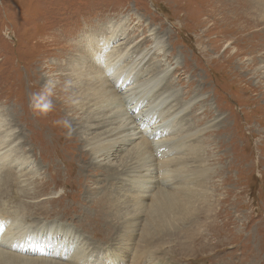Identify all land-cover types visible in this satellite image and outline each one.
Instances as JSON below:
<instances>
[{
  "label": "rangeland",
  "instance_id": "374dc122",
  "mask_svg": "<svg viewBox=\"0 0 264 264\" xmlns=\"http://www.w3.org/2000/svg\"><path fill=\"white\" fill-rule=\"evenodd\" d=\"M229 3L0 0V134L8 136L3 147L11 158H28L16 168L13 186L0 191V206L11 221L4 220L30 224L15 226L19 234L13 235L58 247L64 238H75V246L65 245L83 255L77 264H264V77L258 63L248 67V60L262 57L249 52L246 40L232 44L243 21L230 19ZM111 25L122 29L112 48L123 56L103 51L100 66L109 57L110 69L129 76L138 94L127 97L140 100V109L147 102L157 105L158 88L148 100L143 92L149 77H162L166 92L185 105L182 124L195 136L187 164L192 177L201 163L208 172L194 207L188 204L157 223L151 214L128 220L125 210L117 213L122 179L96 164L91 169L88 155L82 156L84 137L92 135L81 134L84 118L71 95L68 68L71 59L87 56L94 41L107 37ZM145 52L151 56L129 74ZM129 99L125 107L133 103ZM24 169L27 174L20 175ZM10 228L0 225V234L12 235ZM51 254L0 264H69Z\"/></svg>",
  "mask_w": 264,
  "mask_h": 264
},
{
  "label": "bare ground",
  "instance_id": "6f19581e",
  "mask_svg": "<svg viewBox=\"0 0 264 264\" xmlns=\"http://www.w3.org/2000/svg\"><path fill=\"white\" fill-rule=\"evenodd\" d=\"M229 4H233V9H230L232 11L230 15L233 14V17L230 16V19L234 22L243 21L238 29H234L232 38H237L233 40L232 44L246 40L251 54H255L257 51L261 53L260 57L263 59L260 58L257 61V56L253 57L252 60H248V67L258 63L256 66H262L259 70H263V73L261 71L260 74L264 77V0H241L240 2L230 0ZM109 29L111 31H108L107 37L103 40L94 41L93 47L87 51V56L71 59L72 63L68 68V82L71 83L73 92L69 94L74 96L76 109L81 112L84 118L79 127L81 134L90 132L89 134L92 135L90 138L83 136L86 149L82 156L88 155L91 169L95 170L98 167L106 171L107 175L120 176L122 179L124 188L115 200L114 209L118 210L117 213L125 210L128 220L133 219L136 213L151 214L156 217L152 223L161 222V220H165V216L181 211L188 204L193 206L197 198H201V192H203L208 179L206 176L208 172L203 170L205 166L201 163V169L195 170L197 177H192L190 172L192 166L189 167L187 164L194 152L191 148L194 147L192 137L195 136L187 134L188 130L182 124L184 116L182 117L181 114L186 110L183 109L185 105L177 96L175 97L176 94L166 92L167 87L165 88V85L161 83L162 77L157 76L158 79H155V82L150 77L147 82L145 81V85L148 84V89L145 93L143 92V97L149 98L155 91H158L156 88L159 89L160 93H156L157 101H155V97L152 98L155 99L157 105L147 102V106L140 109V100L127 97H130L131 93L138 94L130 87L129 76L120 75L119 70L121 69L119 68V70L110 69L114 63L109 57L103 58V60L105 59L104 64L100 66L99 59L102 57L99 55L103 51L111 52L109 55L111 57L123 56L120 49L112 48L122 29L112 25L109 26ZM249 31L252 33L247 34ZM79 44L81 45L82 42L80 41ZM150 53L145 52L138 65L128 69L129 74L134 73L147 59L146 57L151 56ZM126 98L133 103H129L125 107L123 104ZM137 105L140 110H138ZM76 109L73 108L72 111L76 112ZM156 112L159 113L157 118L151 115ZM148 121L154 123L148 124ZM71 124L69 126L73 130L77 129L75 123L72 122ZM100 130L101 132H99ZM7 137H2L0 134V191L2 187L5 189L6 186L7 188H10V185L13 186L15 180L13 181L12 176L15 171L21 167L20 165H23L24 161H27L28 164V158L20 162L17 158L9 156V149L3 147L5 142L8 143ZM68 139L73 143L71 136ZM113 155H116L115 163L111 159ZM200 161L205 162L201 159ZM186 165L187 167H185ZM27 172L28 170L24 169L20 175L27 174ZM119 201L124 202V204ZM2 206H0V225H10L12 229L10 228L9 231L12 232V235L0 234V261L15 259L22 263H28L31 260L26 257L27 254H39L44 257L43 253L51 254L53 252L52 258L67 260L69 264L80 263L83 255L79 251L69 252L66 250L65 242H70L75 246V238H64V242L59 247L58 244H42L37 239H33V242H30L31 240L26 241V235L18 237L13 233L19 234L15 226L24 228L29 227L30 224L20 219H16V223L14 221L13 223L6 222L4 219L11 220L4 212V205ZM131 224L129 221L128 225ZM50 234L48 229L46 239L49 238ZM63 234L67 235L68 232ZM37 260L33 263L37 264Z\"/></svg>",
  "mask_w": 264,
  "mask_h": 264
}]
</instances>
